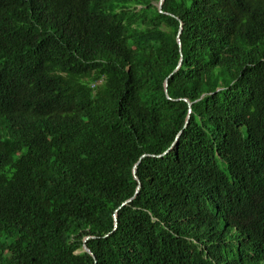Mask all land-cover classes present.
Instances as JSON below:
<instances>
[{"label": "trees", "instance_id": "trees-1", "mask_svg": "<svg viewBox=\"0 0 264 264\" xmlns=\"http://www.w3.org/2000/svg\"><path fill=\"white\" fill-rule=\"evenodd\" d=\"M157 1L0 0V264H264V0Z\"/></svg>", "mask_w": 264, "mask_h": 264}, {"label": "water", "instance_id": "water-1", "mask_svg": "<svg viewBox=\"0 0 264 264\" xmlns=\"http://www.w3.org/2000/svg\"><path fill=\"white\" fill-rule=\"evenodd\" d=\"M162 2H163V0H158L157 1V6H158V9H159V11H162ZM178 31H180V24H179V27H178ZM178 35V34H177ZM177 41H178V43L179 44H181V40H180V37H179V35L177 36ZM181 60H182V57L180 56V59H179V61H178V63H177V66H179V64L181 63ZM176 66V67H177ZM172 73V72H171ZM170 73V74H171ZM167 85V79H165V86ZM188 101V103L190 104V101L189 100H187ZM189 110H191V108L189 107ZM187 120L188 119H186V122H187ZM141 155H143V154H141ZM136 165L134 164V166H133V173H134V177L138 180V184H137V187H136V191L138 190V188L140 187V181H139V179H138V177H137V175H136ZM131 198H128V199H126V200H124L123 201V203H125L126 201H128V200H130ZM114 218H115V224L117 223V216H116V214H114ZM88 236H85V238H84V240L87 238ZM82 248H83V250H86V251H90L91 252V250H90V248L86 245V243L84 242L83 244H82Z\"/></svg>", "mask_w": 264, "mask_h": 264}, {"label": "rangeland", "instance_id": "rangeland-1", "mask_svg": "<svg viewBox=\"0 0 264 264\" xmlns=\"http://www.w3.org/2000/svg\"><path fill=\"white\" fill-rule=\"evenodd\" d=\"M80 249H81V248H80ZM80 249H79V250H80ZM82 249H83V248H82Z\"/></svg>", "mask_w": 264, "mask_h": 264}]
</instances>
